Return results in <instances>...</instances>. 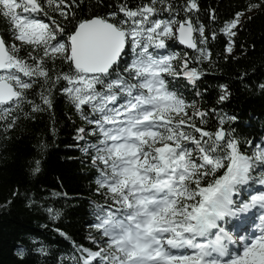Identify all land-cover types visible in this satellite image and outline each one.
Returning <instances> with one entry per match:
<instances>
[{
  "label": "snow or ice",
  "instance_id": "obj_1",
  "mask_svg": "<svg viewBox=\"0 0 264 264\" xmlns=\"http://www.w3.org/2000/svg\"><path fill=\"white\" fill-rule=\"evenodd\" d=\"M157 3L150 0L136 9L122 4L119 11L125 19L117 22H112L115 12L81 20L65 43V29L54 17L49 16L51 24L36 18L48 16L49 8L65 20L74 18L75 12L64 10L65 0H0V16L20 42L9 44L0 36V120L25 103L32 104L33 112L43 111L28 99V92L41 80H63V93L94 126L89 131L97 142L85 151L94 152L91 161L99 166L97 190H104L101 195L115 207L97 206L94 227L104 246L81 248L83 264H264V192L240 203L233 198L250 182L264 186V147L251 155L242 152L233 131L223 127L224 119L215 132L198 126L193 116L204 124L207 113L190 115L185 101L169 89L165 76L181 74L173 67L176 56L159 57L154 49L166 48V41L178 35L181 44L200 53L198 59H210L211 54L194 39L199 33V43H206L203 26H194L191 17L154 19L160 11L173 12L171 4L161 9ZM257 7L250 5L249 11ZM193 10H198L196 0H187L185 11ZM243 16L236 13L222 29L229 38V54ZM24 46L31 49L26 58L20 55ZM129 48L130 63L124 60ZM57 60L66 62L70 71L57 73L53 80L48 62ZM183 67L190 82L202 75L188 70L187 61ZM48 91L40 97L51 108ZM226 98L225 93L220 100ZM14 125L15 118L7 127ZM40 164L34 162V174ZM255 209L261 210L259 234L249 237L241 215ZM230 219L240 222L235 235L223 223ZM237 244L242 254L232 249Z\"/></svg>",
  "mask_w": 264,
  "mask_h": 264
},
{
  "label": "trees",
  "instance_id": "obj_2",
  "mask_svg": "<svg viewBox=\"0 0 264 264\" xmlns=\"http://www.w3.org/2000/svg\"><path fill=\"white\" fill-rule=\"evenodd\" d=\"M150 0H65L64 10L75 12V17L65 20L57 12L47 9L49 15L36 14V18L52 23L54 17L64 29L63 42L75 25L94 16L108 17L115 12L112 22L125 19L120 6L136 9ZM198 10L186 12L187 0H164L156 4L163 8L171 4V15L160 11L154 19L184 20L191 17L194 26H203L206 43H199V33H194L198 47L211 54L203 59L196 50L181 47L175 39L166 41V48L154 49V54L175 55L174 69L181 73L165 79L169 89L180 96L190 109L207 113L206 123L193 116L198 126L215 132L219 121L223 127L233 131L240 142V150L251 155L264 146V0H196ZM250 5H259L249 11ZM47 8V5L45 4ZM233 37L231 54L226 52L228 36L222 31L234 19L236 13L246 12ZM215 34V38H213ZM0 36L14 41L8 21L0 16ZM30 48L24 46L20 55L27 57ZM124 60L133 59L130 48ZM38 57L42 53H34ZM184 61L188 70L202 73L194 83L184 72ZM123 66V65H122ZM52 79L57 73L69 72L66 62H48ZM27 79V78H24ZM66 82L45 83L40 81L28 92V99L43 111L33 112L32 104L25 103L4 120H0V264H83L85 255L81 248L98 250L101 238L94 225L97 206L114 208V204L98 191L99 166H94L91 155L85 151L97 142V136L89 131L94 128L77 112L62 89ZM49 91L51 108L45 106L40 93ZM227 98L220 100L222 95ZM85 113L91 118L90 109ZM236 117L235 120L229 119ZM15 118V125H7ZM85 129L81 133L80 129ZM198 135V134H197ZM83 136V139L80 137ZM40 160V172L34 174V162ZM259 172V169L257 170ZM222 174V170L218 175ZM256 174L254 173V176ZM212 177H208L211 180ZM258 183L242 186L234 195L237 203L245 201L252 193L260 192ZM233 221L225 222L232 229ZM63 233V235H62ZM23 250V255L19 252Z\"/></svg>",
  "mask_w": 264,
  "mask_h": 264
},
{
  "label": "bare ground",
  "instance_id": "obj_3",
  "mask_svg": "<svg viewBox=\"0 0 264 264\" xmlns=\"http://www.w3.org/2000/svg\"><path fill=\"white\" fill-rule=\"evenodd\" d=\"M259 209H255L250 213L247 214H242L241 215V219L244 221V227L247 228V232L244 233L245 235L251 237L254 234H259V229H258V225H259V220H258V216L260 214ZM235 223V227L233 225V229L236 230L239 227V221H237L236 219H234ZM236 248L238 250L241 249L240 245H233L232 248Z\"/></svg>",
  "mask_w": 264,
  "mask_h": 264
},
{
  "label": "rangeland",
  "instance_id": "obj_4",
  "mask_svg": "<svg viewBox=\"0 0 264 264\" xmlns=\"http://www.w3.org/2000/svg\"><path fill=\"white\" fill-rule=\"evenodd\" d=\"M246 14H249L248 13V11H246V12H244V16L246 15ZM243 16V17H244ZM243 17H242V19H243ZM227 52V51H226ZM158 56L159 57H163V56H167V55H162V53L161 54H158ZM174 62V61H173ZM172 62V63H173ZM0 74H3V73H0ZM167 76V75H166ZM194 110V108L193 109H190L189 107L187 108V111H188V113L190 114L192 111ZM262 147H264V146H262ZM257 188H258V190L260 191V192H264V186H261V185H257ZM115 207V206H114ZM233 221H234V219H232ZM223 223H225V222H223ZM234 227H235V225H234ZM235 231V230H234ZM233 231V232H234ZM99 234H100V232H99ZM100 238H101V241H100V243H98V245L99 246H103L104 245V238L101 236V234H100ZM237 254H242V248L240 249V250H238V249H236L235 247L234 248H232ZM189 253L191 252V250H187Z\"/></svg>",
  "mask_w": 264,
  "mask_h": 264
},
{
  "label": "water",
  "instance_id": "obj_5",
  "mask_svg": "<svg viewBox=\"0 0 264 264\" xmlns=\"http://www.w3.org/2000/svg\"><path fill=\"white\" fill-rule=\"evenodd\" d=\"M71 34V33H70ZM69 34V35H70ZM194 35V34H193ZM175 39V41H176V43H178V45L179 46H183V47H185V48H187V49H189V50H191V51H193L194 49H191V48H188L186 45H183V44H181L180 42H179V39H178V35H177V37L176 38H174ZM0 73H2V72H0Z\"/></svg>",
  "mask_w": 264,
  "mask_h": 264
}]
</instances>
